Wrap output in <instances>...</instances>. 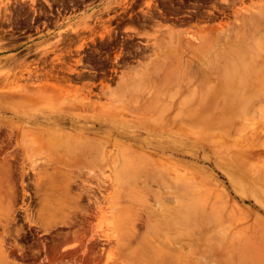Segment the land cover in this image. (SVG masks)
<instances>
[{"label":"rangeland","instance_id":"obj_1","mask_svg":"<svg viewBox=\"0 0 264 264\" xmlns=\"http://www.w3.org/2000/svg\"><path fill=\"white\" fill-rule=\"evenodd\" d=\"M131 1L0 0V264H264V0H208L223 18L130 32L142 55L111 79L68 59L73 72L50 71L59 36L103 49L105 18ZM56 8L47 33L15 37ZM27 67L38 78H20ZM48 72L66 92L36 88ZM63 114L78 126L52 125ZM94 145L95 173L75 170L67 153ZM130 148L134 166L119 171ZM147 209L158 227H145Z\"/></svg>","mask_w":264,"mask_h":264},{"label":"flooded vegetation","instance_id":"obj_2","mask_svg":"<svg viewBox=\"0 0 264 264\" xmlns=\"http://www.w3.org/2000/svg\"><path fill=\"white\" fill-rule=\"evenodd\" d=\"M83 1L86 0H73V2L78 3ZM147 2L152 4V8L149 11L143 10ZM213 2L220 3L221 0H213ZM131 3H134L136 7L132 8L130 12L124 13L119 11L105 18V20L109 22L108 25L112 29V32L109 38L105 40L104 46L102 47L103 49L94 48L93 46H95V44L91 43L89 46L85 45L81 48L80 43L83 39L86 40V43H89L90 40L86 36H82L80 31H73L69 33L71 35L59 36L61 51L55 54V59L59 64L56 66L51 60L50 71L52 69H63L66 70V72H73L74 70H72L71 67L64 68L62 64L68 59L69 61H67V63L70 65H81L82 62H84V66L89 68L81 69L78 73L83 72L90 77L103 76L106 79H111V77L115 76L114 72H116L114 65L119 67L129 66L131 63L137 61L136 57L142 55V48L140 45L143 43L137 40L139 36L135 33L143 32L147 29H159L160 25H193L197 21H202L204 18L206 19L210 14L216 18H223V11L218 7L215 13L209 10L212 5H210V1L208 0H132ZM58 16L62 15L56 8L55 12L42 15L40 21L25 23L20 27V30L16 31L15 37L18 39L26 38L31 35L28 31L36 33L40 28L44 33H47L49 26H54ZM130 29L131 31H129ZM132 29L135 31H132ZM80 50H82V53H78ZM138 69L130 70L128 76H132ZM24 74L26 75V79H31L32 77L38 78L37 72H33L28 67L20 70L18 76L24 78ZM50 74L51 72L45 73L44 80H39V84H37L36 88H40V90H55L58 91L57 94L59 95L66 92L64 87L62 88L60 84L48 82L47 77H50ZM72 91L74 93L73 98H79V89L75 88ZM81 99L88 98L83 97Z\"/></svg>","mask_w":264,"mask_h":264},{"label":"bare ground","instance_id":"obj_3","mask_svg":"<svg viewBox=\"0 0 264 264\" xmlns=\"http://www.w3.org/2000/svg\"><path fill=\"white\" fill-rule=\"evenodd\" d=\"M220 29V28H219ZM208 44V43H207ZM201 48V47H200ZM202 48H203V46H202ZM212 48V47H211ZM199 49V48H198ZM197 49V50H198ZM196 50V49H195ZM208 50V49H207ZM200 51V50H199ZM204 51V50H203ZM202 51V52H203ZM210 52V51H209ZM207 53V52H206ZM180 54H181V52H180ZM194 54H197V52L196 53H194ZM191 55V54H190ZM201 55H202V53H201ZM201 55H199L200 57H201ZM202 58V57H201ZM5 88V87H4ZM259 92V91H258ZM257 92V93H258ZM113 98H116V97H113ZM137 98V97H136ZM260 99V98H259ZM263 99V104H264V98H262ZM82 100V99H81ZM135 101V100H134ZM136 102V101H135ZM75 103H77V102H75ZM133 103V102H132ZM256 103H258L257 101H256ZM74 104V103H73ZM73 104H67L70 108H73V107H76L77 109L79 108L78 106L79 105H77V104H75V105H73ZM92 104V103H91ZM136 105L135 106H137L138 105V102L137 103H135ZM262 104V103H261ZM88 104H86V106H87ZM132 105V104H131ZM258 105V104H257ZM67 106V107H68ZM89 106H91V105H89ZM88 106V107H89ZM260 106V105H259ZM264 106V105H263ZM68 107V108H69ZM95 107V106H94ZM81 108V107H80ZM90 108V107H89ZM100 108V107H99ZM106 108V107H105ZM103 108L102 109V107L100 108V110H102V112L100 111V113L99 114H102V115H111L112 113L111 112H107V111H105V110H107V109H109V108ZM259 108H261V109H264V107L262 108L261 106L259 107ZM75 109V108H74ZM73 109V110H74ZM76 109V110H77ZM249 109V108H248ZM69 110H71V109H69ZM110 110V109H109ZM246 110V109H245ZM254 110V109H253ZM105 111V112H104ZM252 111V110H251ZM253 112V111H252ZM246 113H247V111H246ZM258 114H260L259 112H258ZM55 115V114H54ZM113 115V114H112ZM248 115H249V113H248ZM248 115H246L245 114V116H248ZM56 116V115H55ZM63 116H64V114H63ZM67 116V115H66ZM66 116H64V117H62V118H56V117H54L53 118V116H52V118L50 119L51 120V122H52V125H55V124H59V122L61 121V122H63V123H67V122H69V124H71V125H75V126H78V121H76L75 119H72V118H70L69 116V118H65ZM99 116H101V115H99ZM98 116V117H99ZM58 117V116H57ZM249 117V116H248ZM247 118V117H246ZM246 118H245V120H246ZM78 119V118H77ZM123 119V118H122ZM253 119V118H252ZM95 120V119H94ZM121 120V119H120ZM125 120V119H124ZM124 120H121V121H124ZM255 126V125H254ZM96 127V126H95ZM99 127V126H98ZM124 127V126H123ZM256 127V126H255ZM75 128V127H74ZM81 128H83L82 126H81ZM125 128V127H124ZM252 128H254L253 126H252ZM76 129V128H75ZM91 129H93V128H91ZM95 129V128H94ZM99 130V129H98ZM116 132V131H115ZM130 132V131H129ZM122 133H123V131H122ZM128 135H130V133L128 134ZM149 135V134H148ZM160 135H162V134H160ZM81 136H83V135H81ZM132 136V135H131ZM130 136V137H131ZM73 138H74V136H73ZM96 142V141H95ZM94 142V143H95ZM99 143H101V142H99ZM98 143V145H100ZM96 144H97V142H96ZM147 145L148 146H151L153 149H158L159 147H158V145H154V144H151V143H147ZM76 147V146H75ZM96 147H97V145H96ZM95 145L94 146H90V149H88V147H83V146H81V147H78L77 149H72L69 153H67V155H70L71 156V158H76L75 159V161L73 160V162H75L76 163V165L71 161L70 163H73V165H75V170H82V169H85V171L87 170V173H89V175L91 174H93V173H95L94 171H96V170H94L93 168H95V167H98V165L97 164H95V165H93V166H91V164H90V162H91V160L93 159V155H94V153H95ZM158 147V148H157ZM98 148V147H97ZM99 150H103L104 151V147L101 149V148H99ZM103 151H100V152H102V154L100 155V158H101V161H105L104 159H105V157H106V155L104 156L103 155ZM264 151V150H263ZM98 152V151H97ZM124 152V153H123ZM123 152L121 151V155H123V160H124V162H123V166H121L122 167V170H119V171H123V170H125V169H127V164L129 165V166H131V168L134 166V165H132V163H131V161L128 163L127 162V157H126V155L127 154H132L133 152L134 153H137L136 151H134L133 149H131L130 148V150L128 151V152H125V150H123ZM99 154V153H98ZM109 154V153H108ZM113 154H111V156H112ZM117 155V154H116ZM95 156V155H94ZM110 156V157H111ZM114 157H115V155H113ZM127 156H129V155H127ZM109 157V158H110ZM113 157V158H114ZM71 158H69L68 160H72ZM113 158H110V160L109 161H112V165H113V170H114V172H115V170H117V169H115L116 168V166L117 165H115L116 163H118V159H117V161H113ZM119 158V157H118ZM115 159V158H114ZM121 159H122V156H121ZM108 160V159H107ZM132 160V159H131ZM108 162V161H107ZM110 164V163H109ZM109 164H108V166H109ZM108 166H107V168H108ZM128 166V167H129ZM72 167V166H71ZM72 167V168H73ZM100 167V166H99ZM77 168V169H76ZM101 168V167H100ZM106 168V169H107ZM109 168H111V167H109ZM109 168H108V170H109ZM136 168V167H135ZM96 169H98V168H96ZM102 169V168H101ZM129 169H127L126 171H128ZM98 171V170H97ZM98 172H100V171H98ZM104 172V171H103ZM124 172V171H123ZM172 171H168L167 173H165V174H167V178H171V179H173V177H177V175H173L172 173H171ZM119 173H121V172H119ZM185 173V172H184ZM115 174V173H114ZM96 175V174H95ZM117 175H118V173H117ZM114 176H116V175H114ZM185 176V175H184ZM183 176V177H184ZM71 177H73V176H71ZM68 178V181H65V183H66V186L68 187L69 185H70V183H72V182H75V181H72V178ZM92 177V176H91ZM96 177V176H95ZM119 177V176H118ZM186 177V176H185ZM185 177H184V179H185ZM108 178V177H107ZM117 178V177H116ZM120 179H121V177H120ZM119 180V179H118ZM117 181V180H116ZM183 181H185V180H183ZM118 183H119V181H118ZM139 184L140 185H146V183H145V180H140L139 182H136L134 185H131L130 184V188L133 190V189H136L138 186H139ZM36 186H38V185H36ZM173 186V185H172ZM70 187V186H69ZM174 187V186H173ZM98 188H100V187H98ZM143 188V187H142ZM181 188V187H180ZM97 189V188H96ZM138 189H139V187H138ZM169 189V188H168ZM177 189V188H176ZM163 190V189H162ZM165 190V189H164ZM170 190V189H169ZM97 191H99V190H97ZM134 191V190H133ZM140 191H141V189H140ZM140 191H139V193H140ZM179 191V190H178ZM134 192H138V190L137 191H134ZM176 192V191H175ZM144 193V192H143ZM169 193H171V192H169ZM138 194V193H137ZM142 194V193H141ZM140 194V195H141ZM162 194V193H161ZM143 200H144V198H143ZM156 202V201H155ZM156 203H158V201L156 202ZM182 203V202H181ZM180 204V203H179ZM183 204V203H182ZM158 205H160L159 203H158ZM178 205V204H177ZM162 206H163V204H162ZM160 207H161V205H160ZM160 207L159 206H157V209L159 210L160 209ZM164 208H166L165 206H164ZM156 209V210H157ZM163 209V208H162ZM172 209V208H171ZM170 209V210H171ZM165 211V210H164ZM160 212H162V210L160 211ZM167 212H163V214H166ZM138 214V213H137ZM136 215V214H135ZM166 215H168V214H166ZM164 216V215H163ZM146 219L144 220V225H145V227L146 228H148V227H153V226H155V227H158L159 225L157 224V222L155 223L154 221H156V220H158V218L156 217V215L155 214H153V213H151L150 211H148V209H147V211H146ZM161 217V216H160ZM138 219H140L139 217H137ZM134 219H135V217H134ZM133 219V220H134ZM138 219H136L135 221H138ZM170 222H172V220H171V216H170V214L168 215V216H164L163 217V223L166 225V224H169ZM133 223V222H132ZM130 225H131V223H130ZM134 225V224H133ZM133 225H131V230H134V227L135 226H133ZM186 229H187V227H186ZM129 231H130V229H129ZM131 233H132V231H130ZM136 232V231H135ZM131 233H129V235H131ZM167 234H169V233H167ZM135 235V234H134ZM147 235V234H146ZM133 236V235H132ZM137 236V235H136ZM135 236V237H136ZM134 237V236H133ZM169 237V236H168ZM133 239V238H132ZM166 239H169V245H171L172 246V244H170V238H166ZM165 239V240H166ZM166 242V241H165ZM174 244H175V242H174ZM175 247V246H174ZM182 247V246H181ZM170 248V247H169ZM168 249V248H167ZM166 249V251H169V250H167ZM182 250V249H181ZM171 251V250H170ZM182 252V251H181Z\"/></svg>","mask_w":264,"mask_h":264}]
</instances>
